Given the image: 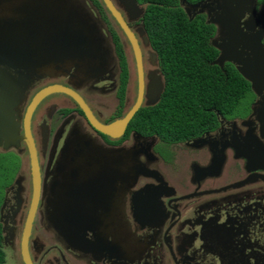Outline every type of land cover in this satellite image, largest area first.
<instances>
[{"label":"flooded vegetation","instance_id":"1","mask_svg":"<svg viewBox=\"0 0 264 264\" xmlns=\"http://www.w3.org/2000/svg\"><path fill=\"white\" fill-rule=\"evenodd\" d=\"M83 1L98 27L111 39L109 55L84 48L81 60L63 55L51 75H36L18 103L21 136L32 97L49 85L75 91L102 123L121 117L136 101L139 82L133 49L103 5ZM136 1L130 14L115 5L141 47L142 101L124 133L116 137L98 131L79 104L60 91L44 96L29 117L39 172V195L28 236L30 258L33 264H264V112L259 118L252 109L258 107L260 96L250 89L252 99L245 104L211 109L201 123L196 121L167 138H162L154 126L132 124L142 108L153 111L165 102L170 84L160 48H155L150 34L154 20L172 27L175 13H181V19L211 30L209 45L215 48L212 40L218 42L219 33L228 25L218 21L225 4L222 0H162L164 13L159 16L153 2ZM263 4L264 0H255V11L238 17L242 31H248L244 23L257 16ZM145 35L147 45L142 42ZM122 38L125 46L119 41ZM227 66L235 68L230 62L223 64V68ZM8 71L19 83L26 81L22 73ZM75 133L93 141L70 142L75 147L72 157L84 154L83 145L96 146L93 152L102 153V171L108 173L97 172V167L96 173L71 175L66 183L56 186L55 171L62 148ZM3 150L1 144L0 153ZM7 152L17 156L20 167L11 182L2 187L1 243L4 264L9 258L14 264H23L20 238L33 197L30 156L21 140L15 151ZM139 169L147 173L142 175ZM123 177L130 184L135 178L128 191L123 190ZM51 184L55 190L68 186L66 192L74 204L71 210L87 214L85 223H77L87 224L85 239L98 240V246L80 252L67 242L61 244L55 232L47 229L46 217L52 210L47 201ZM145 186L148 188L140 191ZM84 193L86 197L76 198ZM96 228L98 233L93 232ZM205 258L208 260L203 262Z\"/></svg>","mask_w":264,"mask_h":264},{"label":"water","instance_id":"2","mask_svg":"<svg viewBox=\"0 0 264 264\" xmlns=\"http://www.w3.org/2000/svg\"><path fill=\"white\" fill-rule=\"evenodd\" d=\"M225 6L223 12L218 14V21H224L228 25L226 31L219 33L218 42L212 40L211 44L218 50L217 57L211 62L213 65L223 68L225 62H230L235 66L237 72L250 84L251 91L260 100H256L258 107H252L253 112L260 118L264 112V4L260 6L257 16L250 18L248 31H242L240 18L245 12L255 11V0H222ZM104 8L116 20L122 29L126 41L136 62L138 73V95L136 101L128 110L113 122L102 123L98 121L89 110L85 101L72 89L62 85H49L35 93L32 97L23 122L24 135L21 136V129L18 113V103L27 95L28 89L34 77L38 74L47 76L52 74V68H56L64 58L63 55L81 60L80 54L84 48H96L98 54L109 55L111 39L104 35L96 21L92 17V12L85 7V2L80 0H0V145L3 144L5 151L16 150L20 140L26 144V149L30 156V173L33 180V197L31 208L23 227L20 238V254L23 264H33L28 250V236L31 229L33 213L39 195V172L36 159V148L29 130V117L41 99L52 92H63L69 94L83 109L90 123L98 131L110 136H120L124 133L130 119L138 111L142 101V63L140 54V44L134 37L133 31L129 28L124 17L117 6H122L126 13H131L136 0H101ZM196 6H193L195 8ZM221 7V6H220ZM238 17H240L238 19ZM143 43H149L147 36H142ZM123 46L125 41L119 40ZM71 65L69 63H65ZM13 69L26 79L19 83L8 70ZM58 69V68H56ZM20 70V72H19ZM21 85V89L19 88ZM157 89L159 85H156ZM162 88V87H161ZM158 92V90H157ZM26 93V94H25ZM77 136H76V135ZM65 140V144L57 163L55 181L56 186L66 183L68 176L88 173H96L99 167L101 172L104 167L102 153H94L93 145H83L84 154L79 157H72L75 149L70 142L82 141L91 142L92 138L75 133ZM264 135V130H263ZM92 149V150H91ZM71 152V153H70ZM78 158V159H77ZM74 159H77L74 161ZM72 166V167H71ZM74 166H82L83 169L74 170ZM112 169L110 172L112 173ZM108 173L102 171V173ZM138 173H147L144 169H139ZM82 180V179H81ZM107 180V179H106ZM102 180V182H104ZM122 178L123 190L128 191L135 182ZM16 183H18L16 181ZM68 186H60L55 190L54 185H50L47 196L49 206L52 208L46 217L47 229L54 231L61 244L68 243L70 246L82 252L98 246L94 240L85 239L87 224H78L84 221L87 214L80 210H71L72 196L67 195ZM148 187H143L140 191H145ZM85 196L77 195V197ZM75 200V199H74ZM69 208V209H68ZM70 222V224H68ZM86 225V226H85ZM98 233V229H95ZM3 233V230H2ZM214 233V232H213ZM216 234V233H214ZM99 242V241H98ZM69 245L65 244L66 247ZM226 245V243H224ZM107 246L105 249H107ZM208 259L205 258L203 262Z\"/></svg>","mask_w":264,"mask_h":264},{"label":"trees","instance_id":"3","mask_svg":"<svg viewBox=\"0 0 264 264\" xmlns=\"http://www.w3.org/2000/svg\"><path fill=\"white\" fill-rule=\"evenodd\" d=\"M93 1L103 5L101 0ZM148 1L154 3L158 15L162 16V0ZM180 16L181 13H175L172 27L154 20L150 34L155 48H160L170 84L165 90V102L153 111L142 108L132 122L133 126L151 125L153 129L155 125L163 137L174 135L183 127L187 129L196 121L201 123L211 109L237 107L250 93L249 82L235 68L221 69L211 63L218 52L209 45L211 30L206 25L199 28L195 22L189 23ZM1 235L0 230V264H4Z\"/></svg>","mask_w":264,"mask_h":264},{"label":"rangeland","instance_id":"4","mask_svg":"<svg viewBox=\"0 0 264 264\" xmlns=\"http://www.w3.org/2000/svg\"><path fill=\"white\" fill-rule=\"evenodd\" d=\"M80 1H83V0H80ZM251 99H252V96L248 95L245 97V100L242 102L245 104V102H248ZM242 102H239L237 104V107L241 106ZM153 126L155 127V130L157 131L158 127L155 125H153ZM161 134H163V133H160V135ZM161 137L167 138V137H163L162 135H161ZM169 139H172V138H169ZM3 151H4V153L3 152L0 153V198H2V191H3L2 187L11 182L12 178H14V176L16 175L18 168L20 167V164H17V156L16 155H14L12 152H7L5 150H3ZM175 176H176V172H175ZM4 256H5V251H4ZM7 263L8 264H14L10 258H9V260L7 259Z\"/></svg>","mask_w":264,"mask_h":264}]
</instances>
